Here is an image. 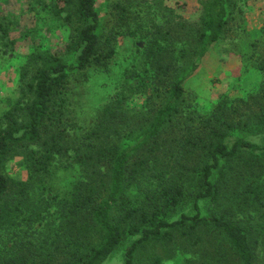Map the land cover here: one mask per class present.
I'll return each mask as SVG.
<instances>
[{"label": "trees", "instance_id": "1", "mask_svg": "<svg viewBox=\"0 0 264 264\" xmlns=\"http://www.w3.org/2000/svg\"><path fill=\"white\" fill-rule=\"evenodd\" d=\"M96 1L43 0L51 17L64 19L72 59L34 44L23 85L0 109V264H104L130 239L124 264H138L137 254L148 245L174 241L198 250L213 235L230 246L238 264H256V245L264 244V101L247 121L218 115L197 128L185 121L188 131L200 130L179 140L167 135L183 115L186 80L229 34L237 0L204 3L197 54L184 68L165 63L161 41L153 37L141 68L123 82L101 119L72 139L69 76L105 66L115 52L100 31ZM117 10L124 16L121 6ZM13 28L0 17L3 38L10 40ZM133 93L146 97L143 108L128 105ZM175 154L174 162L169 157ZM58 155L78 168L70 185L57 186L58 173L68 168L56 164ZM17 156L26 180L5 171ZM34 186L60 197L64 235L10 250L1 231L23 221L15 192ZM202 254L198 264H218L215 255ZM153 259L160 264L162 257Z\"/></svg>", "mask_w": 264, "mask_h": 264}, {"label": "rangeland", "instance_id": "2", "mask_svg": "<svg viewBox=\"0 0 264 264\" xmlns=\"http://www.w3.org/2000/svg\"><path fill=\"white\" fill-rule=\"evenodd\" d=\"M206 1H96L101 15L100 31L104 37H110L115 52L105 66L93 65L69 76L67 109L76 125L70 130L72 139L80 137L101 119L123 82L141 68L145 48L153 37L158 36L161 41L165 63L184 68L195 59L196 33ZM43 3V0H0L1 20L14 26L9 33L10 40L0 32V109L4 100L17 94L23 85L24 66L34 44L41 43L65 60L72 59L65 50L69 31L64 19L51 17ZM118 6L125 10L124 16L117 10ZM233 17L227 37L186 80L183 115L178 119L179 125L167 134L169 137L179 140L185 134L199 132L200 129L188 131L185 121L194 128L201 125L202 119L218 115L233 121H247V115H253L263 103L264 69L260 67L264 66V0H237ZM145 102L146 97L140 93H133L128 99V105L135 108H143ZM172 157L169 159L175 162L178 156ZM64 163L68 168L58 173L57 186L70 185L78 176L76 164L58 155L56 164L63 167ZM5 171L22 180L28 176L19 156L6 163ZM55 193L45 192L38 186L29 187L22 195L15 192L22 199L23 221L17 227L1 231L3 245L17 251L44 240H62L65 230L57 212L60 197ZM243 219L246 222L248 218ZM251 221L256 223V219ZM130 241H124L104 264H124ZM183 245L174 241L171 245H148L137 254L138 264H153L155 255H161L160 264H198L204 251L215 255L218 264H238L220 235H213L198 250L189 246L186 251ZM254 253L256 264H264V244L257 243Z\"/></svg>", "mask_w": 264, "mask_h": 264}]
</instances>
